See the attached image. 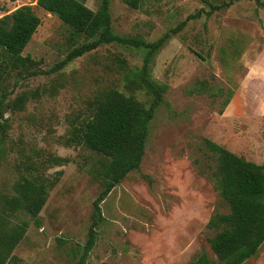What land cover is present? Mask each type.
<instances>
[{"label":"rangeland","instance_id":"obj_1","mask_svg":"<svg viewBox=\"0 0 264 264\" xmlns=\"http://www.w3.org/2000/svg\"><path fill=\"white\" fill-rule=\"evenodd\" d=\"M81 1L96 10L102 0ZM109 1L116 33L147 41L169 33L150 63L152 77L168 90L150 121L139 169L101 202L104 219L85 264H191L203 252L215 258L207 222L229 209L216 189L215 162L205 140L264 164V0H138L137 7ZM23 4L33 5L41 23L22 55L40 61L43 73L2 85L8 99L21 92L30 98L22 109L3 115L0 191L11 193L12 184L29 172L58 180L39 213L40 225L26 213L11 217L29 226L7 263L75 264L100 191L90 175L98 156L65 138L98 91L112 85L123 90L117 57L135 69L142 65L143 50L105 44L48 73L73 47L69 28L36 0H0V17ZM196 79L221 86L224 93H186ZM229 87L233 95L221 113ZM135 95L147 103L145 92ZM57 156L68 162L46 160ZM29 162L38 171H29ZM242 264H264V243Z\"/></svg>","mask_w":264,"mask_h":264},{"label":"trees","instance_id":"obj_2","mask_svg":"<svg viewBox=\"0 0 264 264\" xmlns=\"http://www.w3.org/2000/svg\"><path fill=\"white\" fill-rule=\"evenodd\" d=\"M123 1L132 7L138 6V0ZM36 5L68 26L73 45L48 73L105 44L143 50L142 65L135 69L128 67L124 58L117 57L123 90L112 85L98 91L89 102L87 114L72 124L65 138L66 144L85 147L98 156L90 167V175L98 182L100 191L92 201L87 238L77 249L75 260V264H85L96 243L97 227L104 219L101 202L130 172L139 169L150 121L165 101L168 85L152 77L150 63L169 33L154 41L116 33L109 0H102L96 10L81 0H36ZM40 23V17L30 4L20 5L0 17V152L7 128L4 112L22 109L30 98L28 93L21 92L8 99L9 94L3 91L2 85L9 78L16 84L21 78L43 73L40 61L22 55ZM184 23L170 32L176 33ZM79 38L83 40L77 44ZM137 91L145 92L147 103L135 95ZM185 92L208 93L213 97L224 93L221 86L211 85L206 79L194 80L185 87ZM232 95L233 89L229 87L219 112H223ZM205 145L215 162L212 177L216 189L229 210L213 213L207 222L208 229L213 231L208 243L215 258L203 252L195 256L191 264H242L255 256L264 243V164L247 160L210 139L205 140ZM46 160L52 164L68 162L66 157L60 156ZM26 168L38 171L33 162L27 163ZM57 180L58 177L51 180L39 171L29 172L12 184L11 193L0 191V264H8L12 251L29 226L28 221H14L11 217L17 212L26 213L35 225H40L39 213Z\"/></svg>","mask_w":264,"mask_h":264}]
</instances>
